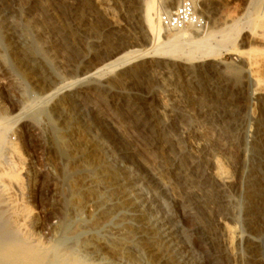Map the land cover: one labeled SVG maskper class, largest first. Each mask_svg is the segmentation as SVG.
I'll use <instances>...</instances> for the list:
<instances>
[{"label": "rangeland", "instance_id": "rangeland-1", "mask_svg": "<svg viewBox=\"0 0 264 264\" xmlns=\"http://www.w3.org/2000/svg\"><path fill=\"white\" fill-rule=\"evenodd\" d=\"M6 1L0 0L2 115L19 112L24 103L40 95L48 87L47 84L56 82L58 86H63L75 81L78 76L66 73L63 68L81 61L85 56L93 62L95 55L100 53L95 41L109 39L107 37L115 40L117 37L108 34L104 25L89 15V9L81 0H67L68 8L58 13L64 28L57 33L61 35L56 42L40 41L42 49L48 51L46 55L53 61L49 66L34 54L30 32L16 4ZM109 1L121 23L138 35L139 28L130 19L133 10L128 4L123 0ZM160 1L169 6L176 0ZM249 2L199 0L198 11L211 21L210 25L214 24L216 41L221 39V32L233 21L245 20ZM174 32L167 30V35L171 36ZM119 43L128 47L126 51L148 50L147 60L157 57L148 44H136L134 39L125 38ZM238 46L239 51L234 50ZM234 47L230 50L220 47L216 54L206 56L204 60L219 63L221 68L198 72L193 81L181 69L186 61L184 57L172 56L173 59L171 55H163V58L180 65L174 72V78L190 90L188 96L192 99L187 107L189 112L185 114L170 109L172 100L157 80L139 78L135 87L156 96L158 100L155 104H158L155 110L167 120L166 133L182 137V146L208 156L209 160L211 158L209 170L225 180L227 194L232 200L218 218L219 228L223 230L222 247L228 251L225 264H264V222L252 232L247 225L245 209L248 205L245 194L247 177L255 166L259 167V173L264 177V151L258 152L254 145L258 130H264V29L245 26ZM155 68L162 70L157 66ZM59 71L63 72V78L57 80L54 77ZM248 74L252 76L251 81L247 78ZM107 76L111 77L112 73ZM77 85L60 92L50 102L28 110L10 134L25 165L22 174L26 182L24 195H15V198L31 209L30 229L34 237L57 252L63 253L68 249L84 262L92 258L86 248L91 244L104 254L103 259L96 261L97 264H155L133 233L137 221L128 202L137 207L141 218L146 221L144 223L168 243L169 255L177 264H223L205 239L198 218L191 211H187L185 217L182 215L177 195L167 180L169 178L165 176L162 184L154 180L133 156L130 135L141 138L140 142L148 141L140 130L134 128L136 119L131 117L128 121H120L123 134L111 125L100 124L85 91ZM240 87L242 92L239 97L227 100L224 90L236 92ZM12 103L15 111L12 110ZM202 106H208L209 110L205 108V111L209 113L201 111ZM121 114L125 115L124 111ZM241 164L244 174L239 170ZM190 176L192 180L195 177L198 179L195 172H190ZM196 178L193 181H197ZM108 180L115 183L114 188L108 185ZM114 180L121 185L120 188H116ZM119 193H123L122 196L127 194L125 199ZM240 234L257 240L255 253L249 250L246 242L239 240ZM54 257L49 259L52 264H55Z\"/></svg>", "mask_w": 264, "mask_h": 264}, {"label": "bare ground", "instance_id": "bare-ground-1", "mask_svg": "<svg viewBox=\"0 0 264 264\" xmlns=\"http://www.w3.org/2000/svg\"><path fill=\"white\" fill-rule=\"evenodd\" d=\"M10 1L16 4L21 17L26 23L27 30L30 32L29 35H31V37H28L31 38L34 54L43 59L49 66H52L53 61L46 55L48 51L45 52L42 49L40 41L50 40L54 42L61 35L57 33L63 31L64 28L59 19L60 14L58 15V13L68 8L67 0H9L8 2ZM81 1L89 9V15L94 17L100 24L102 23L108 34L117 36L115 40L117 39L118 41L110 37H107L109 39L106 40L97 39L95 46L100 48V53L95 55L93 62L85 56L81 61L66 65L63 68L66 73H75L78 76L75 81L73 80L66 85L62 83L63 86H58L56 82L47 84L48 87L40 95L25 102L19 112L12 115L0 114V264H52L49 260L51 256H55V264H97L98 262L96 261L104 258L102 251L96 246H91V244L86 246V248L92 258L89 257L90 259L87 262L85 261L86 263L82 261L83 259H80L79 255L77 256L76 254L75 256V253L68 252V249L65 250L66 252L63 250L62 253V251H55L50 245L51 248H49L48 245H45L46 243L43 244L40 238L41 241L34 237V232L32 234V228L30 229L31 209L26 203L22 204L23 202L21 203L18 199L16 201L15 198L17 195H24L26 182L22 174L24 173L25 165L17 150L18 145L16 146L10 139L11 131L18 122L25 118L23 115L28 110H31L35 106L38 107L41 103L50 102V99L53 100L54 96L76 84L85 91L87 100L92 105L95 118L100 124L111 125L119 133L123 134L124 129L122 130L123 127H121L120 121L122 119L123 121H128L131 117L136 119L137 123L135 122L136 126L134 128L140 130L141 134L145 135L143 138L148 141L146 143L140 142L141 138L139 139L135 134H131L129 141L131 140L132 142L133 156L154 180L161 183L165 176L169 178L167 180L170 181L174 189L173 191L177 195V204L180 207L179 209H181L182 215L185 217L186 212L191 211L198 218L197 220L205 233V239L209 241L211 248L215 250L217 256L225 264L227 262L228 251L226 252L222 247L223 230L221 231L219 228L220 220L218 219L232 202L227 194L228 186L224 182L225 180L223 181L214 176L209 170L211 158L209 160L208 156L206 157L204 154L189 150L186 148L187 146H182V137L179 136V138L176 135L175 137L166 133L167 120L164 117L162 118L158 113L160 111L155 110V105L158 104V102L156 104L155 102L158 99L147 90L136 88L137 86L135 87V85L139 78H144L143 80L147 79L146 81L153 78L163 86L165 92L170 96L172 100L170 109L173 112L184 114L187 111L189 112V108L187 107L190 105L192 99L189 98L190 95L188 96L190 90L185 89L174 78V72L180 65L172 62L170 59L168 60V58H163V55L164 57L165 55H171L170 58L172 56L184 57L186 61L184 60L185 62L184 65H181V69L192 81L198 72L218 70L221 68L219 63L210 59L204 60V58L208 55L211 57L213 54H216L220 47L230 50V48L236 46L237 36L244 30L245 26L264 29V0H250L245 20L233 21L225 29L223 28L224 30L221 32V35L218 33L219 37H221L220 40L218 39L219 41H215L217 37L215 34L217 33L215 32L214 24L210 25V20L206 29L199 30L188 27L174 32L171 36L167 35L168 29L161 25L160 14H162V11L170 12L174 10L180 0L173 1L169 6H164L165 4L160 0H123L133 10L130 19L139 28L138 35L133 34L134 32L132 33L116 17L109 0ZM193 1L198 8L199 0ZM200 14L202 15V13ZM124 38L134 39L136 44L145 43L150 45V49L152 48L153 50H151L157 54L156 59L147 60L148 50L126 51L128 47L119 43ZM238 49L239 46L234 50ZM239 53L242 52L240 51ZM156 66L162 70H157ZM111 73L112 76L108 77L107 75ZM54 78L57 80L63 78V72H56ZM247 78L249 81L252 80L250 74L247 75ZM238 90L234 92L233 90L225 89L224 91L228 97L226 99L233 101L238 98L242 92V87ZM12 104V110L15 111L16 107L14 103ZM205 108L209 110L208 106H202L201 111L204 112ZM121 111H124L127 116L121 114ZM201 111L199 110V112ZM162 112L161 114H163ZM206 112L209 113V111ZM129 132L132 133L130 128ZM254 145H256L258 152L264 151L263 129L258 130ZM239 170L240 173L244 174L242 164ZM190 172L197 174L198 179L195 177L197 181H193L195 178L191 179ZM111 174L115 175V173ZM114 181L116 182V180ZM109 184L112 187L115 185L113 181H109ZM116 184V188H120L121 185L117 182ZM245 194L248 199V205L245 208L247 225L252 232L257 231L260 228L259 226L264 222V177L260 175L258 166H255L247 177ZM125 195L121 196L125 199ZM19 199L24 200L25 198L21 197ZM127 205L132 210L134 220L137 221L133 233L139 239V243L152 262L155 264H177L173 257L169 255L168 243L163 241V238L154 233V230L152 231L144 223L146 221L141 218L134 204L127 202ZM241 235L243 234H240L239 240L246 242L249 250L255 253L258 247L257 240Z\"/></svg>", "mask_w": 264, "mask_h": 264}, {"label": "built area", "instance_id": "built-area-1", "mask_svg": "<svg viewBox=\"0 0 264 264\" xmlns=\"http://www.w3.org/2000/svg\"><path fill=\"white\" fill-rule=\"evenodd\" d=\"M161 25L171 31L193 27L206 29L208 18L201 15L193 0H182L174 10L160 14Z\"/></svg>", "mask_w": 264, "mask_h": 264}]
</instances>
